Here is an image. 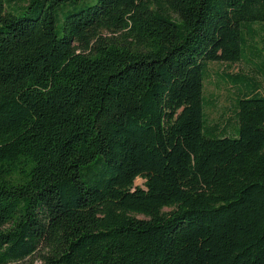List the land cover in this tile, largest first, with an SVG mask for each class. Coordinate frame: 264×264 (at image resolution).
I'll use <instances>...</instances> for the list:
<instances>
[{"label":"trees","instance_id":"16d2710c","mask_svg":"<svg viewBox=\"0 0 264 264\" xmlns=\"http://www.w3.org/2000/svg\"><path fill=\"white\" fill-rule=\"evenodd\" d=\"M256 25L264 0H0V264H264L261 87L230 77L231 134L204 97Z\"/></svg>","mask_w":264,"mask_h":264},{"label":"rangeland","instance_id":"374dc122","mask_svg":"<svg viewBox=\"0 0 264 264\" xmlns=\"http://www.w3.org/2000/svg\"><path fill=\"white\" fill-rule=\"evenodd\" d=\"M254 29L259 33L252 44L256 47V52L260 57L242 60L237 64L229 63H211L209 73L204 83V97L209 102L205 109L207 121L210 125H219L221 129L228 133L235 132L237 128L236 103L241 89V85L231 82L230 77L245 76L253 78L261 87V93L264 96V72L261 71V65H264V33L260 26L256 25ZM143 180L137 179L136 185H143ZM170 211L169 209L165 210ZM143 218V217H142ZM14 264H40L29 259L24 262Z\"/></svg>","mask_w":264,"mask_h":264}]
</instances>
